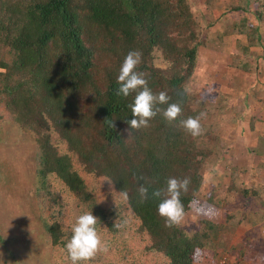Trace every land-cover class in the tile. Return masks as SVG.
I'll return each mask as SVG.
<instances>
[{
    "label": "trees",
    "instance_id": "trees-1",
    "mask_svg": "<svg viewBox=\"0 0 264 264\" xmlns=\"http://www.w3.org/2000/svg\"><path fill=\"white\" fill-rule=\"evenodd\" d=\"M192 1L0 0V135L3 126L7 129L4 141L0 136V206L6 204L5 193L12 196L17 187L21 196L11 208V222L22 233L12 232L17 264L23 258L21 236L38 240L43 264H70L65 244L84 212L98 218L97 230L109 249L90 264H197L204 252L218 259L227 251L217 243L222 236L230 240L243 222L264 221L253 205L247 208L249 203L264 208V118L243 113L237 119L232 112L243 95L229 87L219 97L212 79H199L206 51L217 54L208 61V74L221 66L248 76L253 69L260 72L264 0H205L199 8ZM221 20L232 44L223 55L222 40L214 44L206 37ZM131 50L142 52L137 71L153 93L166 92L169 103H180L182 114L171 124L158 114L150 127L129 136L128 121L135 117L128 105L135 93L122 98L115 90ZM206 87L212 100L198 96ZM262 91L257 98L264 110ZM201 112L203 132L193 138L179 120ZM239 121L254 135L244 149L258 160L256 167L238 166L229 154V134ZM14 141L27 145L20 156L8 145ZM217 173L220 182L209 186L206 176ZM170 177H188L191 183L181 194L183 223L167 228L151 193L165 188ZM140 185L149 190L143 203ZM226 200L232 209L217 222L214 215ZM16 213L31 218L34 240ZM192 219L198 228L187 231ZM4 248L12 253L9 241ZM248 248L255 246L245 244L237 264L244 263Z\"/></svg>",
    "mask_w": 264,
    "mask_h": 264
},
{
    "label": "rangeland",
    "instance_id": "rangeland-1",
    "mask_svg": "<svg viewBox=\"0 0 264 264\" xmlns=\"http://www.w3.org/2000/svg\"><path fill=\"white\" fill-rule=\"evenodd\" d=\"M204 1L205 0H193L192 5L194 8L195 7L199 8ZM232 18L234 20L237 19L236 16H232ZM222 24H223V21L221 20L215 25H213L212 27H210L207 30L208 36L206 37L210 38L214 44L222 40L223 51L221 53L223 55V54L228 53L232 44H231V37H229V35L223 34L224 31L222 29ZM214 53L210 54L209 51H206V53L203 55L204 56L203 58H205L206 62L204 61L202 68H200L201 73L199 74L200 76L199 79L200 80L202 79L203 81L207 80V82H209V80L212 79V85L214 84L216 85V88L214 91L218 92L219 97L224 96L223 93H225L226 89L229 87L234 88L238 93L243 95L242 97H240L238 101L235 102L236 107L234 108L235 110L232 112V114L236 116L237 119L239 118L237 114L242 115L243 113L244 114L248 113L250 115L252 114L256 117H259L261 115V117L264 118V110L261 109V106L259 105V101H258V99L260 97L262 98L263 96L262 89L264 90V63L262 62H260V64L257 63L256 65L259 67L260 72L257 73L255 69H253V71H251L250 76H248L247 74H243L241 72H234L233 70L229 68H225L224 66H221L219 68L213 67L212 68L213 70L209 72L208 74L207 68L211 67L210 64H208V61L212 62L214 60V55L216 54ZM229 61L230 59H227V61L225 62L222 61V63L227 64L229 63ZM256 65L253 64L252 67ZM252 85L256 86L254 88L256 89V91L254 90L255 91L254 94L250 91ZM200 94H201L200 97L203 96L202 97L203 99L212 100L214 93L212 92L210 87H206V90H204V92L202 91L199 92L198 96ZM244 95L246 96V99ZM238 97L239 96H237V98ZM243 98L246 101L250 102V103L248 102L249 106H246L245 104H243L242 102ZM260 111H262V114H260ZM240 123H242V121H239L238 125H234L231 128V133L229 134V136L232 139V142H231V146L229 149V154L233 158L235 164L238 166H247L248 164L251 163L250 166L256 167L258 160L249 156V154H247L244 149V146L249 141V138L250 137L252 138L254 135L252 132L248 130V128L242 127L241 126L242 124ZM6 130L7 129L4 126L1 129L0 136H1L2 141H4L2 137L4 136V133ZM16 136L17 134L14 137ZM24 142L26 144L28 143V141H24ZM8 145L12 146V148H14L17 151L19 156L22 154V151L24 150L22 149L23 145L27 147V145L23 144L21 148L20 144L17 141L9 142ZM217 175H219V173L213 176H208V175L206 176L209 186L211 185L214 187L220 182V180H218ZM251 176L254 180H258V181L260 180L259 179L260 177H258L257 173L256 174L250 173L249 177ZM5 194L6 195H4L3 197L5 198L4 202L6 204H3V207L0 206V209H3V210H0V224H1L0 232L1 234H3L1 237L2 239H0V264H17V262L15 261L16 256L13 254L18 253L19 249H18V243H15L12 241V238H13L12 232H14L16 235L17 233H20V232H18L19 230L11 222V215L13 214L11 211V208L13 209V207L17 206V204L14 202L19 201V197L21 195L18 194L17 187H16V190L13 192L12 196L8 195V193H5ZM246 203L247 202L243 201L242 205H246ZM250 205H253L257 210H259L260 216L264 214V208L260 207L258 209V206H256L255 203L254 204L249 203V205H247V208H250ZM227 209L228 210L232 209V203L230 200H226L223 205L222 210L218 212V214L214 215V218L217 220V222L224 221L225 210ZM15 218H17L19 222H22V225L25 224V226H27L28 228L27 237L30 238L32 236L34 240L35 232L31 233V230L34 229V224L32 223L31 218H29L26 215L24 216L22 220V215L20 213H16ZM1 221H3V223ZM197 228H198V224L193 219L191 221H188L185 227L187 231L192 230V229L195 230ZM5 234L7 235L6 237H5ZM220 236L222 235L220 234ZM248 236L249 238L251 237L252 240H249ZM222 238H223L222 240L224 241L219 240L217 241V243L219 244V246L221 245L223 249H226L227 251L223 252L218 257V259L216 257L214 259L210 253L204 252L203 255H201V257L199 258L200 260L198 261L197 264H219L223 258H225L227 262H229V264H237V261L239 259V252L245 244H250V246L254 245L255 249L253 250H250V248L247 249V254L244 257L243 264H264V221L262 222L258 221L256 224H248V223L243 222L238 228V232L230 240H228L224 236H222ZM260 239L262 240V242H260L261 241ZM20 240L21 241L19 242V246L21 247V252L24 255V256L23 255L21 256L23 257L21 258L22 259L21 264H43L42 258L38 255V246H39L38 240H35L34 242H30V241L27 242L25 238H23V236H21ZM8 241L11 243L12 253L6 251L4 248ZM24 242L27 243L26 249H23ZM12 245L14 246L16 245V247H13ZM107 251L109 252V249H107Z\"/></svg>",
    "mask_w": 264,
    "mask_h": 264
},
{
    "label": "clouds",
    "instance_id": "clouds-1",
    "mask_svg": "<svg viewBox=\"0 0 264 264\" xmlns=\"http://www.w3.org/2000/svg\"><path fill=\"white\" fill-rule=\"evenodd\" d=\"M142 52L139 50H131L125 56L117 76L118 88L115 90L117 97L128 98L132 93H135L133 103L128 107L131 109V114L135 117L128 121L130 136L134 130L150 127V121L158 114H162L163 118L169 123H173L179 119L182 114V108L179 102L169 103L170 97L166 92L154 94L148 86V81L142 72L137 71L138 66L142 62ZM188 89L185 87L180 95H186ZM160 105H167L166 108ZM205 113L201 112L196 117H188L179 120V127L193 138L202 134L203 129L201 119ZM111 128L115 127L114 121L106 119ZM143 179V177H140ZM190 178L185 177L178 179L170 177L166 180V187L153 190L151 197L159 200L158 215L163 218L165 227L172 228L179 226L185 219V208L181 201V194L187 193ZM140 202L143 203L149 198V190L144 185L138 188ZM120 196L127 200L128 192L120 191ZM99 220L90 212H84L79 215L71 228V236L65 244V250L68 255L70 264H90V262L100 252H106V243L101 238L97 230ZM115 226H118L115 224Z\"/></svg>",
    "mask_w": 264,
    "mask_h": 264
},
{
    "label": "built area",
    "instance_id": "built-area-1",
    "mask_svg": "<svg viewBox=\"0 0 264 264\" xmlns=\"http://www.w3.org/2000/svg\"><path fill=\"white\" fill-rule=\"evenodd\" d=\"M219 264H225V258H223Z\"/></svg>",
    "mask_w": 264,
    "mask_h": 264
}]
</instances>
